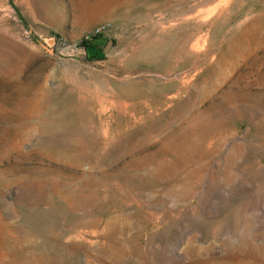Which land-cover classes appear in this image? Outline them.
I'll list each match as a JSON object with an SVG mask.
<instances>
[{
  "label": "rangeland",
  "instance_id": "rangeland-1",
  "mask_svg": "<svg viewBox=\"0 0 264 264\" xmlns=\"http://www.w3.org/2000/svg\"><path fill=\"white\" fill-rule=\"evenodd\" d=\"M0 264H264V0H0Z\"/></svg>",
  "mask_w": 264,
  "mask_h": 264
},
{
  "label": "trees",
  "instance_id": "trees-1",
  "mask_svg": "<svg viewBox=\"0 0 264 264\" xmlns=\"http://www.w3.org/2000/svg\"><path fill=\"white\" fill-rule=\"evenodd\" d=\"M100 41H101V36L96 35V36L90 37L88 40H83L81 42V46L85 51L87 59L97 58L98 53H100V51L98 50V45H96V43ZM106 43L107 42L104 43V46L106 45Z\"/></svg>",
  "mask_w": 264,
  "mask_h": 264
},
{
  "label": "built area",
  "instance_id": "built-area-1",
  "mask_svg": "<svg viewBox=\"0 0 264 264\" xmlns=\"http://www.w3.org/2000/svg\"><path fill=\"white\" fill-rule=\"evenodd\" d=\"M109 28V24H102L101 26H99V28L97 29V31L93 32L90 36H86L84 38V40H88L90 37L96 36V35H101L102 33H104L107 29Z\"/></svg>",
  "mask_w": 264,
  "mask_h": 264
}]
</instances>
